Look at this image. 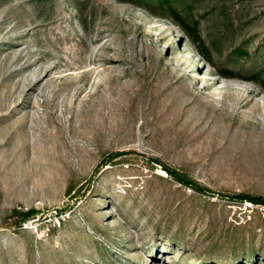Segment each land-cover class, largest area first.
Wrapping results in <instances>:
<instances>
[{
  "label": "rangeland",
  "instance_id": "obj_1",
  "mask_svg": "<svg viewBox=\"0 0 264 264\" xmlns=\"http://www.w3.org/2000/svg\"><path fill=\"white\" fill-rule=\"evenodd\" d=\"M150 1L0 0V264H264V0Z\"/></svg>",
  "mask_w": 264,
  "mask_h": 264
},
{
  "label": "trees",
  "instance_id": "obj_2",
  "mask_svg": "<svg viewBox=\"0 0 264 264\" xmlns=\"http://www.w3.org/2000/svg\"><path fill=\"white\" fill-rule=\"evenodd\" d=\"M146 1H149V0H146ZM170 2H171V0H153V1H150V3L156 4L153 6H159V7H161V9L165 8L167 10V12H169L173 16V18H175L177 25L184 32H186L188 34L189 38H191L197 44V49H199L200 52L203 51V53H205L209 56V49H210L209 47L215 42L214 39L212 37H208L206 40L203 39L199 35V33L196 29V21L191 20V22L189 23L188 20H184L180 16L179 11L176 10V7L174 5H171ZM245 54H246V51L242 50L241 48H236V49H233L232 52H229V55H233V56H242ZM224 57L223 58L226 59V60H223V62H225L224 65H227L228 64L227 63V61H228L227 56H224ZM221 73L224 75H231L232 71L230 70L229 67H227V68L223 67L221 70ZM247 77L251 80H255V81L259 80L260 81L259 84L262 87H264V82L262 81L263 79L261 77V71L254 70ZM102 164H104V162L101 163V165ZM160 166L169 176H171L177 182H179L185 186H188V187H190V188H192V189H194L200 193L207 192V189L204 186L189 180L182 173H180V172H178L172 168H169L167 166H164V165H160ZM225 196L228 198H231L233 200H245V201H249V202L254 203V204L264 206V198L260 197V196L246 195V194H241V193H233V194H229V195H225ZM11 212L15 213L17 216L16 221H15L17 225H20L21 222H24L25 220H27L30 216H32L35 213V211L33 209H26V210H22V211L17 210V209H12Z\"/></svg>",
  "mask_w": 264,
  "mask_h": 264
}]
</instances>
